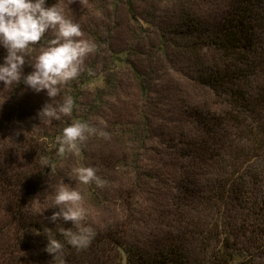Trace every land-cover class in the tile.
Masks as SVG:
<instances>
[{"label":"rangeland","instance_id":"rangeland-1","mask_svg":"<svg viewBox=\"0 0 264 264\" xmlns=\"http://www.w3.org/2000/svg\"><path fill=\"white\" fill-rule=\"evenodd\" d=\"M182 1L191 8L195 6L194 9H199L209 27L219 23L221 15H225L235 2L47 0L48 6L56 4L62 7L66 16L80 24L85 38L97 44V52L85 60L87 67L93 66V70L89 73L85 71L87 74L74 94L73 83H77L78 79L61 86V95L56 101L62 103L66 95H71L75 106L71 116H63L51 123L40 122L37 115L48 102L44 92L36 94L23 85L17 95H12L11 89L0 84V113L4 114L6 109L18 112L16 117L10 115V119L16 120L14 125L4 128L6 132L3 136L8 149L12 148L16 138L35 133L50 135L48 144L51 146L57 140L54 139L56 134L68 126L67 122L72 124L77 119L109 134L106 139L91 137L79 156L61 155L58 146L53 148L47 170L28 205L31 219L43 226L55 225L48 219L54 211H58L53 204V186L63 179L70 187L82 192L89 211L87 223L94 228L99 240L108 231L120 230L128 246L152 248L158 241L165 240V234H171L177 235L187 250L194 254L199 240L197 231L192 233V225H207L220 216L226 225L232 249L253 259V264H264V246L256 250V247L264 245V227L259 224L260 217L245 208L261 207L264 201V163L259 164L264 155L256 153L239 165L244 171L245 181V172L251 176L248 178L250 184L247 182L246 185L245 202L216 207L210 190L214 188V173L222 172L225 167L221 170L216 161L208 160L201 168L198 153L193 155L191 150L182 147L186 144L184 137L177 135L179 125H182L180 116L186 108L208 112L216 117L223 116L222 112L226 110L224 97H218L196 84L190 78L192 73L188 75L185 73L187 69L185 72L182 69L183 62L165 59L160 48L161 31H166L174 22V12ZM128 5L133 6L131 14L128 13ZM261 5L264 7V1ZM138 23L142 27L140 31ZM262 31L264 34V27ZM53 38V33L47 35V39ZM261 42L264 46V38ZM166 49L172 51L173 47L166 44ZM38 54L37 49L30 63H34ZM5 55L6 51L0 48V62ZM202 56L206 61L211 60L210 63L216 59L214 49L208 47L203 49ZM25 67V74L32 71L30 66ZM258 113L264 122V112L258 110ZM189 119L186 120V129L192 132L196 129L194 133L202 132L196 118L192 116ZM143 126L150 131L139 144V131ZM186 129L179 130H185L181 134L188 135ZM215 130L219 137L215 141L214 152L225 160L231 147L236 145V131L226 122ZM242 145L240 141L238 146L241 148ZM81 165L98 168L97 174L107 182L104 187L92 186L99 204L89 199L87 185L69 178L71 170ZM135 169L149 177L138 182ZM187 176L195 185L185 183ZM181 188L184 196H180ZM185 189H188L187 192ZM169 195L175 196L177 201L172 203ZM56 226L71 227V223ZM78 253V263L87 264H113L115 255L105 243L89 245Z\"/></svg>","mask_w":264,"mask_h":264},{"label":"trees","instance_id":"trees-1","mask_svg":"<svg viewBox=\"0 0 264 264\" xmlns=\"http://www.w3.org/2000/svg\"><path fill=\"white\" fill-rule=\"evenodd\" d=\"M263 1L235 0L229 11L221 15V21L211 27L205 23L199 9H194L195 6L191 8L182 1L174 12V22L169 24L166 31L162 30L160 35V48L165 59L183 62L182 69L185 72L186 68L185 73L188 75L192 73L190 78L196 84L225 99L226 110L222 112L223 116L216 117L208 112L189 111L186 108L180 116L182 125L177 129V135L184 137L186 142L182 147L191 150L193 155L198 153L201 168L205 167L208 160L216 161L215 164H218L221 170L225 167L222 172L214 173V188L210 190L216 207L245 202L246 185L247 182L250 184L248 178L251 176L248 175L249 172H245V181L244 171L239 165L256 153L264 155V122L258 113V110L264 112V46L261 42L264 38V7L261 5ZM128 6V13H133V6ZM137 27L139 31L142 28L139 23ZM166 44L174 50L168 51ZM207 47L215 51L216 59L212 63L202 56L203 49ZM33 54L34 52L27 57L28 63ZM92 68L93 66H90V71L86 72H91ZM86 72L81 74L77 83H73V94ZM252 83L256 86L252 87ZM22 86L23 84H20L12 90V95H17ZM29 111L33 112L32 109ZM10 115L16 117L18 112L6 109L4 114L0 113V264H52V257L44 250L47 240L43 228H52L55 232L61 226H43L36 220L33 221L32 216L28 214V205L47 170L42 166V158L47 157L50 162L53 148L58 146L57 140L49 146L50 135L35 133L16 138L12 148L8 149L3 136L6 132L4 128L14 125L16 120L10 119ZM192 116L196 118L195 121L201 126L202 132L194 133L196 129L193 132L186 129V120H191ZM224 122L234 128L237 140L225 160L222 155L217 154L218 152H214L215 141L219 137L215 129ZM70 124L68 121L67 125ZM180 128H185L188 135L181 134L185 130L180 131ZM149 131L146 126L140 129L139 144L144 141ZM61 132L62 129L54 139L58 138ZM240 141L243 144L241 148L238 146ZM261 163H264L263 158L259 164ZM135 172L138 182L141 178L149 177L146 173L141 175L138 169H135ZM184 180L190 186L195 185L188 176ZM92 186L93 184L86 186L87 194L90 200L99 204V198ZM187 190L185 189L186 192ZM180 191V196H184L183 188ZM169 199L172 203L177 201L175 196L169 195ZM245 208L259 216V224L264 227V201L261 207ZM219 217L210 220L207 225H192V233L197 231L199 240V247L194 254L187 250L177 235L171 234H165V240L158 241L155 247L138 248L137 245L130 247L123 241L122 231L111 230L103 234L100 240L96 234L90 245L105 243L115 254L113 264H253V259L246 258L244 254L232 249L224 220ZM37 232L40 234L37 235ZM57 238L62 239L59 235ZM261 246L264 245L256 247V250L259 251ZM78 255L77 250L66 246V264H87L78 263Z\"/></svg>","mask_w":264,"mask_h":264},{"label":"clouds","instance_id":"clouds-1","mask_svg":"<svg viewBox=\"0 0 264 264\" xmlns=\"http://www.w3.org/2000/svg\"><path fill=\"white\" fill-rule=\"evenodd\" d=\"M49 33L54 34L51 40L47 39ZM0 48L6 51L0 62V84L4 88L14 90L23 84L33 93L44 92L48 102L37 113L40 122L51 123L63 116H71L74 98L66 95L62 103H58L56 98L61 95V86L90 71L85 60L98 50L94 40L85 38L79 23L66 16L62 7L56 4L48 6L47 0H0ZM37 49L39 54L34 63H28L27 57ZM26 64L32 69L27 74L24 73ZM108 135L87 121L74 122L65 127L57 138L58 152L79 156L91 137L106 139ZM48 164L47 157H43L42 166L47 168ZM97 173L98 168L81 165L71 170L69 178L82 185L104 187L107 182ZM53 187V204L58 211L48 219L55 226L70 222L71 227L61 226L55 232L44 227L43 234L47 240L44 250L52 257V264H66V246L84 250L94 240L96 232L87 223L89 211L82 192L70 187L63 179Z\"/></svg>","mask_w":264,"mask_h":264}]
</instances>
